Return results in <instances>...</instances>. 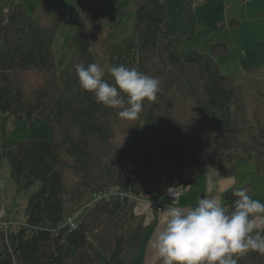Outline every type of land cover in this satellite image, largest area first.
<instances>
[{
  "label": "trees",
  "instance_id": "1",
  "mask_svg": "<svg viewBox=\"0 0 264 264\" xmlns=\"http://www.w3.org/2000/svg\"><path fill=\"white\" fill-rule=\"evenodd\" d=\"M134 1L133 33L118 42L109 36L95 47L86 24L73 19L72 57L58 66L53 45L67 12L42 0L28 14L22 0H0V116L13 123L42 118L54 132L0 144V169L6 159L17 191L39 185L27 198L25 221L0 229V264H129L157 223L139 211V199L184 190L209 171L232 179L237 163H254L264 179V58L225 76L217 62L225 43L191 52L171 35L165 0ZM90 63L109 83L110 68L121 64L157 78V99L144 102L137 120L122 119L121 108L97 103L80 87L75 66ZM113 187L119 195L93 201ZM235 189L252 197L249 186ZM235 189L222 197L228 210ZM238 264H264V255L249 252Z\"/></svg>",
  "mask_w": 264,
  "mask_h": 264
},
{
  "label": "clouds",
  "instance_id": "2",
  "mask_svg": "<svg viewBox=\"0 0 264 264\" xmlns=\"http://www.w3.org/2000/svg\"><path fill=\"white\" fill-rule=\"evenodd\" d=\"M109 71L113 83L103 78L105 72L97 63L75 66L80 87L97 103L121 108L122 119L137 120L144 102L157 99L160 81L123 64ZM119 194L117 187L107 193ZM232 194L236 199L228 210L207 195L190 208L174 206L177 197L168 192L172 204L162 209L161 230L152 245L161 264H238L249 252L264 255V203L244 189Z\"/></svg>",
  "mask_w": 264,
  "mask_h": 264
},
{
  "label": "rangeland",
  "instance_id": "3",
  "mask_svg": "<svg viewBox=\"0 0 264 264\" xmlns=\"http://www.w3.org/2000/svg\"><path fill=\"white\" fill-rule=\"evenodd\" d=\"M40 2H42V0L22 1L28 14H33L39 7ZM135 2L136 1L134 0H103L102 3H99L96 0H49V3H56L60 7H62L67 12L69 17L65 20V22L62 23L60 29L56 33L53 52L54 58H56L55 61L57 65L59 66L60 61L64 58L65 55H68V61H70L72 57V52H70L69 46L75 34L74 30H76L72 22L73 19L75 20L77 18H80L81 21L86 24L87 32L89 33V35H92L94 39V46L100 47L101 45H103V40H105L109 36H113L114 41L118 42L121 39L132 35L134 30ZM102 9L108 10L107 16L105 18L106 26L104 28L103 25H100L103 17L95 14L97 10H100V13H104L102 12ZM179 12L180 11H178L177 13L171 12L170 9V21L172 27L180 30L182 33H186V28L190 27L189 31L187 30V33L192 34V18L188 16V12H185L183 14L184 17H182L183 20H181ZM212 18V15L204 17V19L208 21H211ZM205 23L206 21L203 22L202 20H199V24L195 25L197 26V31L199 33L193 43L188 42V45L186 44V49H188L189 51L192 52L193 50L191 44H193V47H199L200 45L204 44L202 33L205 28ZM98 32H100L101 36H105V38L96 40V38L94 37L95 35H98ZM189 34L186 36V38L182 39L188 40L187 38ZM174 38H177L175 34ZM243 49L248 50L250 53L254 52L249 47H246V49L242 48L241 44L237 41V44H233L232 46H230V57H223L222 59L217 60L220 71L223 75L236 77L244 74L251 68L261 66V62L258 60V58L244 59ZM196 51L203 52L204 49ZM262 76H264V69ZM53 135L54 132L52 126L46 123L42 118H38L33 122L23 120L17 123H13V120L7 121L5 118L0 116V144L19 143L20 141L47 140L53 138ZM236 166H253L255 168V165L253 163H238ZM255 171L256 168L254 169V173ZM252 178V174H247L245 176V181H247L246 185L250 186L251 184H256L257 179ZM240 180H242V178H240ZM0 181L2 183V185L0 186V208L6 207L10 217V222L14 223L15 225H21L23 221H25L24 207H26L27 198L33 191H36L39 185L35 184V186L29 191L18 192L15 181L11 175L10 164L6 159L1 162ZM67 182L68 184H70L71 182V177L69 175L67 177ZM195 184H198V182ZM186 191L187 188L184 189L183 192L185 193ZM202 196L203 193H200L199 196L195 197L197 201L195 200V203H191L189 205V208L198 203L199 199ZM148 198L149 197L142 198L138 201L139 203H141L142 200L151 201L155 211L157 210L158 206L163 208L165 205L172 204L168 196H163L160 199ZM222 205L225 207L223 203ZM174 206L182 207V205L179 204H176ZM151 217L154 218V216ZM150 230L151 229H148V231ZM144 257L145 252L140 251L135 260H133L129 264H143Z\"/></svg>",
  "mask_w": 264,
  "mask_h": 264
},
{
  "label": "crops",
  "instance_id": "4",
  "mask_svg": "<svg viewBox=\"0 0 264 264\" xmlns=\"http://www.w3.org/2000/svg\"><path fill=\"white\" fill-rule=\"evenodd\" d=\"M165 2L168 8L170 33L172 36L175 34L177 39L186 38L189 34L187 32L190 27L186 28V33H182L180 30L173 28L170 21V9L171 12L177 13L181 8L189 6V13L187 14L193 20V24H191L193 32L192 34H189L187 38L188 40H185L186 44L188 42L193 43L196 39L199 32L197 31V26L195 25L199 24V20H202L203 22L206 21L204 24L205 28L202 33L204 44H202V39V45L199 47H193V44H191L193 51L204 49L203 52H205L209 45L225 43L227 45V54L224 57H230V46L237 44L238 41L242 48L246 49V47H249L254 51L250 53L248 50L243 49L244 59L258 58L261 62V59L264 58V0H208L204 4H197L196 0H165ZM95 14L100 16L102 13H100V10H97ZM210 15L213 16L211 21L204 19L205 16L208 17ZM179 16H181L180 19L183 20L182 17H184V15L180 14ZM100 25H103V28L106 26L105 17H103ZM94 38H96V40L104 39L105 36H101L100 32H98V35H95ZM222 58L223 57L218 59ZM255 168L253 166H236L237 170L235 177L232 179L219 178L216 172L211 171L201 173L194 183H192L189 187H186L188 192H182L180 198L177 200V204L182 205L184 208H189L191 203L193 204L195 203V200L197 201L195 197L199 196L200 193H203V196L207 195L209 198H216L222 204V197L224 193L235 188L249 186L246 185L247 181H245V176L247 174H252L253 178L257 179L255 185L251 184L249 186L252 188V198L258 199L261 203H264V179L259 178L256 175V171L254 173ZM240 178H242V180H240ZM197 182L198 184H195ZM164 196L168 195L166 194ZM138 209L140 212H145L147 221L152 219L151 216H154V219L157 220L156 227L148 232H145L143 238L144 246L142 245L141 249V252H145L143 264H151L152 261L158 257V254L152 245L155 242L156 235L161 230L162 212H157L158 209L155 211L151 201L147 200H142ZM8 218L10 219L9 214Z\"/></svg>",
  "mask_w": 264,
  "mask_h": 264
},
{
  "label": "built area",
  "instance_id": "5",
  "mask_svg": "<svg viewBox=\"0 0 264 264\" xmlns=\"http://www.w3.org/2000/svg\"><path fill=\"white\" fill-rule=\"evenodd\" d=\"M208 0H196L197 4H204L206 3ZM183 191V188H173L170 189L169 192H171L174 196L177 197V200L180 198L181 196V192ZM107 191L103 192V193H96L93 196V201L95 202H100L101 200L104 201V199H108L110 198V196L107 195ZM168 195V193H167ZM169 196V195H168ZM162 207L158 208V212H162ZM67 222L66 224L72 228H74L76 226L75 223V217H69L68 219H66ZM11 223L8 221L7 219V210L5 207L0 208V229L1 230H6L8 227H10Z\"/></svg>",
  "mask_w": 264,
  "mask_h": 264
},
{
  "label": "bare ground",
  "instance_id": "6",
  "mask_svg": "<svg viewBox=\"0 0 264 264\" xmlns=\"http://www.w3.org/2000/svg\"><path fill=\"white\" fill-rule=\"evenodd\" d=\"M183 192V191H182ZM182 192H181V194H182Z\"/></svg>",
  "mask_w": 264,
  "mask_h": 264
}]
</instances>
